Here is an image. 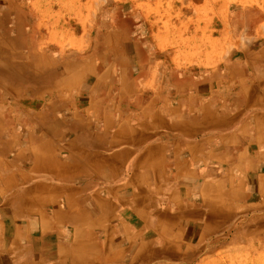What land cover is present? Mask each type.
Returning a JSON list of instances; mask_svg holds the SVG:
<instances>
[{
  "label": "rangeland",
  "instance_id": "rangeland-1",
  "mask_svg": "<svg viewBox=\"0 0 264 264\" xmlns=\"http://www.w3.org/2000/svg\"><path fill=\"white\" fill-rule=\"evenodd\" d=\"M14 6L22 12L29 38L33 36L37 46L39 41H45L57 50L68 42V52L75 56L77 65L61 70L57 77H43L30 86L0 80V133L4 137V144H0V257L4 252L6 228H10L20 214L15 211L18 193L37 182L35 159L22 161L24 158L16 151L7 154L5 149L10 141L14 144L15 139L22 138L26 144L24 149L35 154L38 140L52 138L47 133V126L52 124L48 122L53 119L49 116L51 108H45L44 114L39 113L31 102L43 104L46 100L48 105L54 97L55 106L66 108L62 114L67 115L69 107L84 111L89 99L118 101L120 84L133 81L129 72L139 67L145 71L140 79L145 90L139 94L141 98L153 94L165 73L182 74L189 79L204 76L200 87L206 89L205 92L230 95L237 106L248 103L244 89L259 86V82L264 81V0H18ZM10 29V24L6 25L0 18V55L20 62L14 52L15 44L8 39ZM149 57L155 61L150 63ZM212 76L218 78L211 80ZM84 77L90 78L83 81ZM97 80L107 89L89 92L87 88ZM246 109L248 114L260 110L257 106ZM64 116L60 118H68ZM13 118L16 124L10 126ZM157 118L159 124H167L163 121L164 115ZM236 119L234 116L228 122L234 125L233 129L245 122V113L238 121ZM164 129L173 132L166 137L165 132L160 135L159 142L163 145L186 140L181 129L175 133V128L172 130L169 124ZM67 136L71 137L68 128ZM70 169L80 177L77 185L88 182L77 165L72 164ZM126 170L123 169L122 174L125 175ZM94 178L100 181L97 176L91 181L96 180ZM214 182L216 180L207 175L202 179V183L208 185ZM258 188L255 184L253 190ZM254 193L258 199L239 207L253 208L247 214L249 218L264 217L260 210L263 195ZM182 197L192 206L191 211L185 215L174 210V215L184 217L169 221L158 217V213L155 216L151 207L173 205L180 197L173 195V201H169L156 193L142 192V202L128 208L121 223L125 231L134 230L138 236L120 243L115 236H110L111 243L115 244L103 243L98 249L94 245L91 251L94 264H264L261 237L253 238L251 245L243 241L236 245L230 237H222L227 233H223V226L210 215L217 211L206 209V202L219 201L218 193L193 189ZM197 203L200 206H195ZM198 207L204 210L203 215H196ZM234 207L238 206L234 204L226 211L238 214ZM138 209L141 213L134 211ZM219 209L222 210V206ZM148 215L152 220L146 219ZM149 222L159 227H148ZM250 226L253 231L264 229V219ZM106 234H109L108 229ZM167 236L174 245L173 251H170L173 245L169 247L165 243ZM8 263L0 258V264Z\"/></svg>",
  "mask_w": 264,
  "mask_h": 264
},
{
  "label": "crops",
  "instance_id": "crops-1",
  "mask_svg": "<svg viewBox=\"0 0 264 264\" xmlns=\"http://www.w3.org/2000/svg\"><path fill=\"white\" fill-rule=\"evenodd\" d=\"M148 59L150 63L155 61L150 57ZM139 68L138 71L129 72L131 73L129 77L132 76L133 81L120 84L121 94L118 101L89 99L84 111L69 107L68 116L62 114L66 108L54 106L55 109L52 111L50 109L49 116L53 119L48 122L52 124L47 126V133L52 138L38 140L36 144V157L32 159H35L37 182L18 193L15 211L18 210L20 214L15 218V223L10 224V228H6L5 253L9 252L13 238L22 228H29L34 218L37 217L39 224L48 217L62 220L63 211L60 213L53 207L57 204L53 200L65 196L67 189L69 194L74 193L70 199L74 207L68 217L72 215L83 217L85 226L90 229L91 234L83 237L80 235L83 229L71 230L69 237H75V243L70 247L69 258L67 260L58 258L52 264H94L91 253L94 245L98 249L103 243L115 244L111 243L110 236H115L118 239L117 243L130 240L133 236L137 237L138 234L135 235L134 230L125 231L121 223L126 211H129L128 208L132 209L142 202L140 199L142 192L156 193L160 197H167L169 201H173V195L180 197L173 205L169 203L162 208L151 207L155 216L158 213V217L169 221L174 219L178 221L184 217V215L180 217L174 215V210L188 215V211H191L189 207L192 206L182 196L193 189L207 193L213 191L221 196L219 201L206 202L207 206H211L214 202L218 204V209L214 211H221L219 208L226 203L234 201L238 204L237 200H242L238 197L243 195L252 196L256 194L254 192L258 194L261 192L259 195L262 196L264 81L259 82V86L255 84L244 89L248 103L240 106H237L235 99L230 95L205 92L206 89L200 87L205 77L200 75L189 79L182 74L165 73L161 77L160 86L156 87L153 94L141 98L139 94L145 90L140 79L144 77L145 71ZM104 75L105 72L101 76ZM134 75L138 77L134 78ZM216 77L212 76L210 79L214 80ZM100 80L87 88L90 89L89 92L107 89ZM164 83L165 85H162ZM217 104L219 108L214 107ZM247 106H257L260 110L255 114H248ZM127 107L131 111H126ZM44 110L39 109V113L44 114ZM123 112H129L130 118L120 119ZM244 113L245 122L240 128L233 129L234 125L228 124L229 120L237 116L236 121H238ZM62 115L68 118L61 119ZM163 115L165 116L163 121H167L172 130L175 128V133L181 129L184 135L181 134L186 140L165 142L164 145L159 142V137L164 132V137L173 132L163 130L167 124L158 123L157 117ZM65 119L72 121L68 126L71 137L67 136V132L60 131ZM78 121L82 122L81 126ZM12 125L11 123L10 126ZM251 141L255 142L249 146L248 142ZM73 147L81 151L80 155L76 153L74 156L68 152ZM52 152L58 156L55 155L54 161L50 163L44 155H50L49 159H51ZM60 155L73 156L70 160L59 163ZM258 162L260 165H257ZM72 164L78 166V170L82 176L88 178L85 180L88 182L77 185L76 181L80 177L70 169ZM123 169H127L125 175L122 174ZM89 173L90 175H86ZM205 175L215 179L216 182L210 185L202 183ZM92 176L99 177L100 181L96 178L91 181ZM57 178L61 179L57 180ZM255 184L259 187L257 190H253ZM34 200L44 201L45 205L35 206L32 203ZM147 201L149 200L143 202ZM242 201L245 205L248 204V200ZM154 202L152 200L153 204ZM195 206H200V203ZM134 211L141 213L139 209ZM195 211L198 216L203 215L204 212L201 207ZM146 219L152 220L149 215ZM216 220L220 222V219ZM134 223L136 227L138 222ZM148 227L159 226L149 222ZM64 229V224L56 223L55 229L50 233L57 236L59 231ZM107 229L109 234L102 235ZM168 236L165 237V243L171 241ZM52 246L58 250L57 244ZM38 248L39 246L28 247L29 254L25 255L33 257L31 253L34 254L39 250ZM4 252L1 253V259L6 257ZM5 261L22 264V261L14 262L7 257Z\"/></svg>",
  "mask_w": 264,
  "mask_h": 264
},
{
  "label": "bare ground",
  "instance_id": "bare-ground-1",
  "mask_svg": "<svg viewBox=\"0 0 264 264\" xmlns=\"http://www.w3.org/2000/svg\"><path fill=\"white\" fill-rule=\"evenodd\" d=\"M18 0H0V18L6 25L10 24L11 29L8 34L9 41H12L15 44V55L21 59L20 62L12 61L10 57L7 55H0V80L5 82L21 83L20 85H28L30 86L33 83L41 81V78L46 77L48 75H53L57 77L61 70L65 68H71L76 66L75 56L68 52V42H64L61 46L55 50L51 44H47L45 41L38 42V46L36 45L35 38L32 36L29 38V32L26 30V24L23 22V17L21 16L22 12L16 9L15 4H17ZM11 7H9V6ZM12 10V11H11ZM19 12V14L17 13ZM228 19V18H227ZM28 29V28H27ZM136 36V33L133 34ZM24 43V46L22 45ZM17 46V47H16ZM90 77H84L83 81L89 79ZM99 79V78H97ZM32 105L38 107V109L51 108V111L55 109L56 99L52 97L50 103L46 105V100L43 104L31 102ZM40 104V105H39ZM264 104V103H263ZM24 106V105H21ZM25 107V106H24ZM40 107V108H39ZM215 108H219L214 105ZM126 111H131L128 107ZM47 113V112H46ZM129 112H123L120 119L122 118H130ZM64 119V118H63ZM108 122H110L108 120ZM12 124H16L15 119L13 118L11 121ZM72 121L70 119H65V122H62L61 133L67 132V128ZM79 126H81L82 122L78 121ZM20 134V132H17ZM3 134L0 133V144H4ZM255 141L248 142L249 146L253 145ZM26 147L25 141L22 138L15 139L14 144L9 142V146L6 150L7 154H11L13 151H16L17 155L23 157L24 159H32L35 158L36 155L30 152L29 150H25ZM71 154L75 156L80 155L81 151H78L73 147L70 151ZM52 158L49 159L50 155H44L46 160H49L50 163L54 161L55 153H51ZM72 155V156H73ZM58 156V155H56ZM72 156L67 157L66 155H60L59 163H63L66 160H70ZM94 177V176H93ZM61 178H57L59 180ZM82 184V183H81ZM74 193L69 194V189L66 190V195L57 197V204L53 205L55 209L61 213L62 220H59L55 217H48L41 221V224L37 223V217L33 219V223L30 224L29 228L21 229L18 232L17 236L13 238L10 244V249L5 256L7 259L15 261H22V264H52L58 258L61 260H67L71 254L70 247L75 243V237H69L71 230H78L79 228L83 229L80 232V235L86 237L90 235V229H87L85 226V221L83 217H77L72 215L68 217V214L71 212L72 207H74L73 202L70 200L73 197ZM263 201L261 202V208L264 212V192H262ZM242 200H253L258 199L257 195H243L238 197ZM237 200L238 207H234L238 214H233L231 211H226L230 206H234L236 202L229 203V205L223 204L222 210L213 212L212 216L217 217L216 219H220V224L223 226L225 230L222 237L225 239L230 237L233 241L235 240L238 243H248L247 245H251L255 239H263V242L260 243L261 248L264 245V229L259 230H251L250 224L256 222L260 224L264 217H247L249 211L253 210L250 207H239V205L245 204L244 201ZM32 203L35 206H43L45 205L44 201L34 200ZM224 203V202H223ZM216 202H214L211 206H206V209H216ZM233 207L231 208V210ZM248 221V224L244 222ZM57 224H64L65 229L60 230L57 236L52 235L50 233L53 229H55ZM227 223V224H226ZM230 223V224H229ZM68 225V226H67ZM62 226V225H61ZM60 227V226H59ZM223 231V230H222ZM234 235L231 232H234ZM105 234L102 233V235ZM76 235V234H75ZM261 237V238H260ZM221 238V236H220ZM262 241V240H260ZM57 244L58 250H55V247L52 245ZM167 245L172 247L171 241L167 242ZM39 246V250L35 251V253L29 254L28 247ZM174 245L170 251H173ZM37 255V256H36ZM5 257V258H6ZM188 258V257H187Z\"/></svg>",
  "mask_w": 264,
  "mask_h": 264
}]
</instances>
